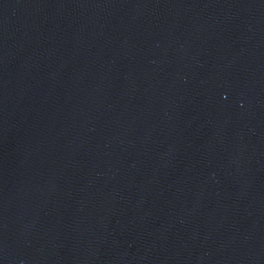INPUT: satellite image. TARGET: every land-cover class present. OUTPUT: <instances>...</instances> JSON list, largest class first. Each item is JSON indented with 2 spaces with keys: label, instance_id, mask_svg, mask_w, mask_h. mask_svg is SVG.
<instances>
[{
  "label": "water",
  "instance_id": "obj_1",
  "mask_svg": "<svg viewBox=\"0 0 264 264\" xmlns=\"http://www.w3.org/2000/svg\"><path fill=\"white\" fill-rule=\"evenodd\" d=\"M0 264H264V0H0Z\"/></svg>",
  "mask_w": 264,
  "mask_h": 264
}]
</instances>
